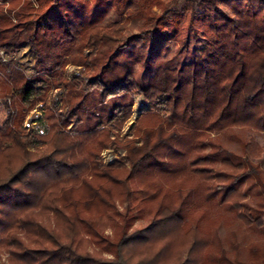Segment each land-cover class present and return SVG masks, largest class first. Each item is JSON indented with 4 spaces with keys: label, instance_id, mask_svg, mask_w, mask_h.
Returning a JSON list of instances; mask_svg holds the SVG:
<instances>
[{
    "label": "trees",
    "instance_id": "1",
    "mask_svg": "<svg viewBox=\"0 0 264 264\" xmlns=\"http://www.w3.org/2000/svg\"><path fill=\"white\" fill-rule=\"evenodd\" d=\"M49 1L0 6V264H203L211 235L191 215L209 200L264 228V199L255 213L240 201L264 197L260 148L222 139L264 134V0ZM131 2L143 41L112 44L98 23ZM186 21L185 53L159 59ZM24 43L30 74L14 58ZM138 94L148 105L121 135ZM41 105L43 132L26 125Z\"/></svg>",
    "mask_w": 264,
    "mask_h": 264
},
{
    "label": "rangeland",
    "instance_id": "2",
    "mask_svg": "<svg viewBox=\"0 0 264 264\" xmlns=\"http://www.w3.org/2000/svg\"><path fill=\"white\" fill-rule=\"evenodd\" d=\"M24 1H30L34 7H37V0H0V6L3 7L4 10H7L12 6L13 8H17V5ZM46 4H44L43 9H46L48 5H50V1L46 0ZM201 0H177L176 9H180V7L185 5H192L197 9V3ZM90 2L92 3L93 0ZM18 3V4H17ZM233 3H236L233 1ZM223 5V4H220ZM124 12L121 14H115L114 8L109 7L107 14L102 18V20L98 23L101 28H104V34L107 40L119 41L125 40L126 38L132 39L130 45L139 46L143 39L141 38V29H142V18L135 17V14H131L133 9L137 7L135 2H131L124 6ZM152 10L156 13H160V8L157 6H153ZM190 13L186 12L185 17L186 20ZM186 23L181 25V30L178 36L167 42L163 45L166 46V50H162L159 59H169L173 56L182 57L183 53H185L184 47L182 43L185 40L187 31H186ZM189 34V33H188ZM133 35H136L135 38ZM140 35V37H139ZM190 37L187 40V48H191L196 45V41L191 36L192 33L189 34ZM183 49V50H182ZM0 55L7 58L6 55L3 54V51H0ZM14 58L19 61L24 69L26 74H30L33 65L32 56L28 52V44L24 43L20 46L19 50L14 54ZM78 71L77 67L68 66V74L71 75ZM148 103L144 100L143 96L138 94L135 97V104L132 109V114L128 121H126L121 135L129 133V126L133 121H135L138 116L140 109L142 107H146ZM43 106H38L36 109L32 110L30 114L26 118V125H30L31 127L37 129L40 132L45 131L47 129L48 124L45 120L42 112ZM6 116V112L4 107L0 104V129L4 126V119ZM223 142L226 147L230 149H234L239 151L240 144L247 142L248 139H251L255 142L256 145L260 148L259 156L253 157L251 160L253 162L258 163L261 172L264 176V134L250 131L247 129L234 128L222 136ZM121 152V151H120ZM101 157L104 162L109 163L113 161L118 155L113 149H104L101 152ZM185 185V187H192L196 185V180L191 179L188 176H182L181 179ZM177 180H169L165 181V185L168 187H173L174 183ZM246 184L242 186L244 189ZM257 188L251 190V192L247 193L240 201L246 203L247 207L251 212L259 211L258 205L263 201L264 197L259 195L256 192ZM193 198L198 199L201 198L196 192L193 193ZM192 219L198 220L199 229L202 232L209 233L211 235V243L207 248L206 252L209 251L210 255L207 261H204L203 264H215L216 256L224 253L230 259H236L242 262V264H264V228L257 226H248L245 220L238 219L232 211L225 209L223 206L217 205L215 201H203L200 208L193 212L191 215ZM138 224H135L137 226ZM196 252H201V249H196Z\"/></svg>",
    "mask_w": 264,
    "mask_h": 264
}]
</instances>
